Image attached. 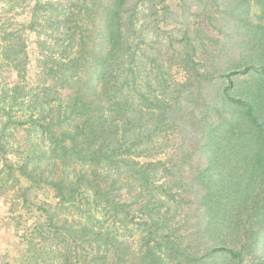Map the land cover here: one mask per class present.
<instances>
[{
	"label": "trees",
	"instance_id": "trees-1",
	"mask_svg": "<svg viewBox=\"0 0 264 264\" xmlns=\"http://www.w3.org/2000/svg\"><path fill=\"white\" fill-rule=\"evenodd\" d=\"M89 1L99 4V0L75 1L78 11L72 16L81 25H59L64 29V39H57L58 56L48 58L46 73H42L52 75L54 84L51 78L37 96H20L21 85L1 91L3 102L11 98L16 104L0 107V132L5 138L10 124L24 127L25 131L40 126L42 143L33 141L28 151L22 152L21 166L15 169L32 183L53 187L58 204L52 207V214L48 213L49 221L57 225L54 228L59 232H65L61 242L73 250L62 262L120 264L121 249L126 243L119 235V227L108 223L107 216L122 219L118 202L111 200L110 193L126 189L123 199L129 200L134 190L154 188L151 170L135 157L149 149L154 137L169 135L177 124L174 107L180 101H173L158 88L152 90L155 95L145 93L140 88L142 80L137 77L143 69L136 74L135 41L145 40L148 25L138 28L134 20L145 9H167L166 0H104V12L94 13L88 7ZM122 15L128 20L125 28L119 25ZM69 19L62 17L65 22ZM97 22L94 30L89 27ZM76 29L80 31L78 35ZM243 75L258 76L259 85L239 90L235 77ZM199 76L217 85L216 98L206 100L209 113H204L203 121L212 118L215 122L205 131L207 142L203 148L211 151L220 178L213 188L204 171L209 193L198 202L205 221V225L201 223L202 232L211 236L216 247L195 251L192 259L204 258L207 264L208 259L225 258L242 264L248 244L255 245L257 251L264 247V64L255 61L252 50L243 68ZM19 102L35 104L28 110L20 108L21 114L12 120L10 113ZM45 102L49 109L44 107ZM38 103L42 108L38 109ZM3 115L9 120L3 121ZM0 150L5 153L2 144ZM149 167L156 171L158 166ZM14 172L8 163L0 167V189L15 179ZM156 194L161 195L156 201L160 204L171 200L160 192ZM140 195L132 198L136 200ZM100 212L102 215L98 216ZM160 220L153 219V223L158 225ZM224 237L235 240L230 241L234 244L227 243ZM161 242L170 251L175 236H165ZM78 246L83 251L80 256L76 253ZM156 246L150 243L141 250L145 264L163 261ZM201 252L204 253L199 255Z\"/></svg>",
	"mask_w": 264,
	"mask_h": 264
},
{
	"label": "rangeland",
	"instance_id": "rangeland-1",
	"mask_svg": "<svg viewBox=\"0 0 264 264\" xmlns=\"http://www.w3.org/2000/svg\"><path fill=\"white\" fill-rule=\"evenodd\" d=\"M75 1L78 0H0V94L7 87L21 85L27 93L20 90V96H37L42 91L41 86L49 83L53 76L43 74L48 58L58 56L57 39H64V29L59 25H81L72 16L78 11ZM103 1L99 0L98 5L89 1L91 12L103 11ZM165 5L167 9L161 7L158 11L145 9L134 20L138 28L148 25L145 40L135 41L140 67L136 63L135 66L136 74L143 69L137 77L142 80L140 88L145 93L155 95L158 88L173 101H180L179 106L174 107L177 124L169 135L154 137L149 149L135 157L140 165L151 170L154 188L149 187L144 192L134 190V196L141 193L136 200L134 196L123 199L126 189L110 193L111 200L118 202L122 219L107 216L108 223L119 227V235L126 243L121 249L120 264H145L141 250L147 249L150 243L157 245L156 253L163 260L161 264H206L204 258L193 260L192 257L195 251L205 250L210 245L211 249L216 247L211 236L202 232L201 223L205 225V221L198 202L209 193L205 176L213 188L218 186L220 178L211 151L203 148L207 142L205 131L215 122L212 118L203 121L204 113H209L206 100L216 98L217 85L199 75L243 68L252 50L255 61L264 64V0H166ZM62 17L70 19L65 22ZM122 17L119 25L125 28L127 16ZM97 26L98 22L96 26L89 25L93 30ZM79 33L76 29V34ZM259 80L258 76L251 75L235 77L239 90L256 87ZM6 101L1 98L0 107L6 103L11 105L15 100L6 98ZM19 103L10 113L12 120L20 111L35 104ZM48 105L44 103L46 109ZM40 108L42 105L38 103ZM3 116V121L9 120L8 116ZM20 120L26 121L25 118ZM24 129L10 124L5 138L0 132V144L5 150V153L0 150V167L8 163L15 170V179L0 189V264H64V256L73 250L61 242L65 232H59L54 228L57 225L49 221L48 213L58 204L53 187L32 183L16 170L21 166L22 152L28 151L33 141L42 143L40 126L35 125L30 131ZM150 164L158 166L156 171ZM156 192L171 200L163 204L156 202L161 197ZM101 215L100 212L98 216ZM157 218L161 220L155 225L153 219ZM169 235L175 236L170 251L161 242V238ZM224 239L232 245L235 242L228 237ZM76 253L79 256L83 253L79 246ZM209 262L233 264L225 258L215 261L211 258L207 264ZM242 264H264V247L257 251L255 245L248 244L247 257Z\"/></svg>",
	"mask_w": 264,
	"mask_h": 264
}]
</instances>
